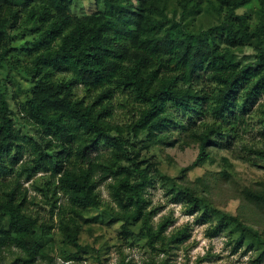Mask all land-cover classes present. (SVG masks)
<instances>
[{"label": "trees", "instance_id": "trees-1", "mask_svg": "<svg viewBox=\"0 0 264 264\" xmlns=\"http://www.w3.org/2000/svg\"><path fill=\"white\" fill-rule=\"evenodd\" d=\"M204 1L177 3L186 15ZM253 1L259 4L256 20L237 11ZM73 2L0 0V66L8 68L0 77V249L16 246L17 260L24 264L38 256L51 264L50 238L58 225L64 244L59 255L82 258L95 248L80 238L84 225L93 221L84 211L102 203L100 176L109 179L117 207L110 221H121V234L143 238L152 248L160 242L170 254L189 238V227L167 235L170 216L154 223L157 210L150 207L148 189L160 179L172 199L185 201L193 213L206 206L205 193L220 181L217 176H232L233 164H224L216 176L187 177L213 149L242 139L243 147L264 157V145L240 137L253 120L264 130V0H214L216 11L226 10L223 20L189 34L174 30L161 0H96L99 6L84 14L73 13ZM24 30L33 32L27 40L31 46L20 48L13 36ZM247 44L255 47L254 60L242 63L228 56L232 47ZM16 73L28 80L18 86L25 93L19 112L7 87ZM121 108L129 115L119 117ZM17 114L36 126L35 135L22 132ZM100 143H106L107 152L93 156ZM194 144L198 155L180 176L163 172L155 154L147 153L154 146ZM27 148L30 157L23 159ZM37 171L49 173L53 195L49 218L43 220L31 212L34 201L22 182L23 174L30 178ZM60 195L67 203L59 204ZM234 195L251 209H264V178L235 188ZM245 215L222 213L206 233L215 235L233 224L235 248L256 246L261 259L264 231ZM206 218L204 212L198 220ZM100 250H94L98 259ZM117 264L137 263L123 256ZM161 264H169V258Z\"/></svg>", "mask_w": 264, "mask_h": 264}, {"label": "rangeland", "instance_id": "rangeland-1", "mask_svg": "<svg viewBox=\"0 0 264 264\" xmlns=\"http://www.w3.org/2000/svg\"><path fill=\"white\" fill-rule=\"evenodd\" d=\"M168 16L174 23V30L181 33H196L206 30L211 26L220 23L225 15V11H216L214 0H205L200 7H196L195 12L184 15L183 9L178 5L177 0H161ZM99 4L96 0H74L72 11L75 14H84L93 12ZM259 4L256 1L240 7L238 12H247L253 19H257V9ZM16 29L15 32H19ZM33 32L30 30L21 31L19 35L13 36V44H18L20 48L31 46L27 42L32 38ZM228 56L239 60L242 63L250 62L255 59L254 45L247 44L243 46L232 47ZM8 68L0 66V77H3ZM60 72H55L57 77ZM17 80L7 82L9 88V99L11 106L19 112L25 93L18 89L19 84L24 87L28 85V80L21 73H16ZM119 117L123 118L129 115L128 109H120ZM127 113V114H126ZM16 115L17 126L22 128V132L35 135L36 126L31 122H25L24 119ZM262 124L259 121H252V125L246 131L241 133V138L245 142H255L258 146L264 145V133ZM97 149L92 150V155L99 152H107L106 143H100ZM198 145L194 144L186 148L154 146L148 151V154H155L159 161V166L163 172L171 176H180L183 167L188 166L198 155ZM30 150L27 148L23 159L30 157ZM224 158H227L228 162ZM233 164L232 176L230 178L219 177L215 187L205 193V205L199 210L190 213L185 201H174L168 193L167 186L158 179L154 186L148 189V198L150 207H155L157 212L154 216V223H158L162 217L170 216L171 221L164 230L167 235L172 231L188 226L190 236L180 245L174 247L170 254L161 249V243L157 242L152 248L146 243V240L136 236L125 237L121 234V221L112 222L111 214L117 209L115 202L110 194L107 182L109 179L100 180L97 176V189L102 198L101 206L92 207L85 212L89 218H93L90 223L84 225L80 241L89 243L90 248L87 253L81 254L82 258L66 260L60 256L62 243V233L58 225L52 229L50 238L51 245L55 250V258L51 264H117V262L126 256L127 260H133L137 264L156 261L161 264L163 260L169 258V264H264V256L258 259L259 250L256 246L246 249L245 245L237 248L236 232L233 224L228 225L222 231L215 235H208L206 229L219 218L220 214L227 213L231 215H245L247 222L261 232L264 231V209H251L245 205V201L234 195L235 188L252 185L256 180L264 178V157L254 151L243 147L242 139L240 142L234 141L232 146L213 149L211 158L202 166H196L188 171V178L194 180L200 175L209 172L216 176L219 170L225 168V165ZM47 171H37L30 178L23 174L22 182L29 188L30 210L40 218V220L49 218V210L52 198V192L49 191ZM201 193V192H200ZM203 195V193H201ZM67 203V198L60 195L59 204ZM215 210H213V209ZM217 210V211H216ZM204 212H207L208 218L198 220ZM92 225V228L90 227ZM69 247L66 246L65 249ZM101 248V259L97 258L95 249ZM20 250L16 246H2L0 249V264H24L17 260ZM102 261V263H101ZM28 264H47L45 257L38 256L33 262Z\"/></svg>", "mask_w": 264, "mask_h": 264}]
</instances>
